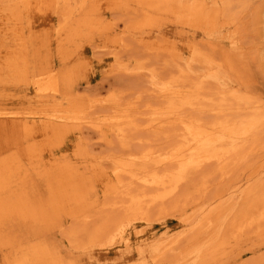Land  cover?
Segmentation results:
<instances>
[{"label": "rangeland", "instance_id": "obj_1", "mask_svg": "<svg viewBox=\"0 0 264 264\" xmlns=\"http://www.w3.org/2000/svg\"><path fill=\"white\" fill-rule=\"evenodd\" d=\"M166 82L199 105L190 118L247 120L245 148L226 134V167H200L177 206L111 212L97 163L174 137L125 148L108 120L163 110ZM0 114L43 123L0 154V264H264V0H0Z\"/></svg>", "mask_w": 264, "mask_h": 264}, {"label": "bare ground", "instance_id": "obj_2", "mask_svg": "<svg viewBox=\"0 0 264 264\" xmlns=\"http://www.w3.org/2000/svg\"><path fill=\"white\" fill-rule=\"evenodd\" d=\"M171 83L156 84V93L163 97L162 99L166 101L167 105L166 107L163 106V110H160L161 108L159 110H146L143 113L144 122H138L137 115L141 114L137 110L139 108H131V105H126L124 108L121 106L119 116L108 120V126L114 129L125 148H127V143L133 140L132 136L136 132L138 134L140 132H154L155 137L165 135L166 139L170 136V142L174 137L173 143H170L168 139L172 145L164 152L147 147L135 154L128 153L127 156L113 158L108 163L96 162L98 164L95 166L97 169L94 172L96 179L103 183L105 185L104 190L112 195L111 202L106 204L107 209L111 212H118L131 218H142L145 217L147 209L151 207H158L163 210L167 208V204L177 206L181 202L179 199L180 190L193 187V175L200 167L203 168V165L206 166L208 162L219 164L217 170L226 167L228 164L226 157L230 152L227 150L226 144L236 146L240 143L238 145L242 146V149L239 147L237 150L239 153L245 148L247 141L244 140L243 143L242 136L251 130L248 127L249 124L246 123L247 120L231 126L229 122H223L219 119L206 124L200 119H193V115L190 118V115L182 113V109L190 107L193 110L197 109L199 105L194 103L192 95L182 93L180 87L170 85ZM34 87L40 94H46L50 91L56 92L54 81L47 80L35 84ZM113 103L111 106L115 105ZM116 103L118 104V102ZM248 110H253V115H257L258 108L251 107ZM57 116L55 113H51L38 117H46L41 119L50 126L59 123L61 120H67L66 117ZM84 119L72 118L71 121H83ZM228 119L227 121H229ZM41 124L43 123H38L34 118L28 120L21 115L0 114V154L10 148L11 145L20 143L24 135H34L36 131L42 128ZM93 126L101 127L97 123H94ZM255 127L256 125L252 126V128ZM226 134H230V137L227 140L228 143L223 146ZM47 261L48 259L45 261L38 256L35 264H52L47 263Z\"/></svg>", "mask_w": 264, "mask_h": 264}]
</instances>
